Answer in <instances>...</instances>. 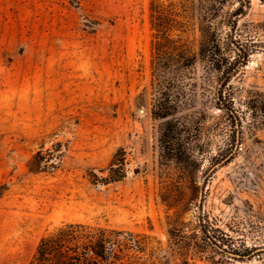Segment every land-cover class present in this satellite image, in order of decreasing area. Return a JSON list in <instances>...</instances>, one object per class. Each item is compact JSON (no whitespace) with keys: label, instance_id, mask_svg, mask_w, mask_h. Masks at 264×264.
Here are the masks:
<instances>
[{"label":"rangeland","instance_id":"374dc122","mask_svg":"<svg viewBox=\"0 0 264 264\" xmlns=\"http://www.w3.org/2000/svg\"><path fill=\"white\" fill-rule=\"evenodd\" d=\"M180 1L0 0V264H29L70 222L134 232L166 264H264V1L225 6L231 61L256 46L229 81L193 23L154 78L152 3ZM161 90L174 117L152 113ZM57 142L59 168L31 172ZM121 148L128 175L92 183Z\"/></svg>","mask_w":264,"mask_h":264},{"label":"trees","instance_id":"16d2710c","mask_svg":"<svg viewBox=\"0 0 264 264\" xmlns=\"http://www.w3.org/2000/svg\"><path fill=\"white\" fill-rule=\"evenodd\" d=\"M241 1L250 4V0ZM243 2L237 8L236 15L243 13ZM227 3L228 0H201V11L198 15L189 12L186 0L170 2L169 5L162 4L159 9L156 8V2L152 3V23L157 32L153 54L154 78L157 76L155 74L157 64L162 59H174L176 52L184 49L182 37L176 36L175 32H186L192 23L194 26L197 25V32L200 34V46L196 56L206 60L214 72L229 81L240 67L246 64L249 56L256 51L255 45L247 48L234 46L235 48H232L236 54L234 61H231V53L226 52L223 26ZM170 70L171 67L167 66L164 73L169 74ZM163 89L168 91L169 86ZM161 91L162 97L152 113L154 117L160 119L174 117L175 108L168 105L170 95L164 90ZM218 96L221 100L223 93L220 92ZM65 150L62 142H57L48 149L41 147L29 160V170L40 173L58 169ZM128 167V154L121 148L107 168L98 170L100 173L107 172L106 176L91 171L89 179L95 184L118 182L128 175ZM4 189L5 186L0 188V194ZM163 260L164 258L154 248H149L145 237L134 232L70 222L41 237L29 264H166Z\"/></svg>","mask_w":264,"mask_h":264}]
</instances>
